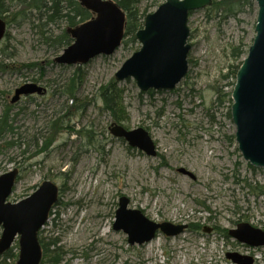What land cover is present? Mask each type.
I'll list each match as a JSON object with an SVG mask.
<instances>
[{"label":"rangeland","instance_id":"1","mask_svg":"<svg viewBox=\"0 0 264 264\" xmlns=\"http://www.w3.org/2000/svg\"><path fill=\"white\" fill-rule=\"evenodd\" d=\"M151 1L139 0V5ZM162 2L157 0L148 12ZM256 15V4L219 23L205 8L193 11L188 19V71L171 90L150 93L140 91L132 78L116 81L128 113L121 124L128 129L143 127L156 144V156L148 157L110 134L113 121L97 93L140 49L138 40L83 64L75 99L63 88L76 66L61 68L54 62L43 79L29 71L0 72V113L19 85L33 82L46 89L20 95L14 103L12 139L20 147H1L0 174L19 169L10 202L30 195L43 179L57 183L59 198L40 236L58 240L65 252L61 264H234L225 259L229 251L252 255L254 264H264V245L248 247L223 233L240 221L264 230V168L250 165L238 150L235 126L226 115L227 99L219 108L211 104L216 86L226 85L225 92L231 93L228 83L233 78L222 74L246 55L255 35ZM6 30L9 37L4 34L0 39V49L16 57L5 63L43 62L51 57L28 23L12 24ZM239 42L244 52L235 60L231 48ZM62 117L63 128L36 154L52 121ZM182 167L195 175L194 180L177 171ZM121 195L149 220L186 223L185 232L175 237L157 233L148 243L130 245L124 232L112 228ZM196 222L200 227L194 231L189 225ZM207 227L212 230L205 232ZM17 246L15 240L14 253ZM16 260L17 256L8 262Z\"/></svg>","mask_w":264,"mask_h":264},{"label":"water","instance_id":"2","mask_svg":"<svg viewBox=\"0 0 264 264\" xmlns=\"http://www.w3.org/2000/svg\"><path fill=\"white\" fill-rule=\"evenodd\" d=\"M82 6L91 10L93 16L66 30L71 43L63 48L54 62L66 66L88 63L98 56L113 54L122 44L125 31L124 12L113 0H79ZM255 35L246 55L235 73L230 98V119L235 128L234 139L243 159L255 168H264V0H255ZM212 0H164L153 11L145 14L142 28L134 37L140 49L125 59L116 70L118 81L132 78L140 91L171 90L184 78L188 71L189 12L203 9ZM6 22L0 17V39L3 38ZM46 89L33 82L19 85L11 102L20 95L44 93ZM109 132L123 139L127 146L140 150L148 157L156 156V144L150 134L141 126L134 129L111 122ZM180 174L194 180L195 175L185 168H178ZM18 168L0 174V258L15 240L18 255L15 264H40L42 248L39 231L45 226L59 198V187L55 181L43 179L30 195L15 202L8 201L12 195ZM112 228L127 235V242L143 245L150 242L157 233L175 237L185 232L187 224H172L168 221L149 220L142 210L130 207V199L121 195ZM212 228L207 227L205 232ZM228 236L248 247L264 245V230L240 221L228 229ZM225 258L234 264H254L250 255L229 251Z\"/></svg>","mask_w":264,"mask_h":264},{"label":"trees","instance_id":"3","mask_svg":"<svg viewBox=\"0 0 264 264\" xmlns=\"http://www.w3.org/2000/svg\"><path fill=\"white\" fill-rule=\"evenodd\" d=\"M113 1L124 12L125 31L122 45L126 46L129 43H134L137 40L134 37L135 32L142 28L145 14L148 13L151 7L157 5V0H152L149 5L145 4L143 7L139 5V0ZM254 5L255 0H212V4L205 9L208 15L213 19L216 18L219 23L228 20L230 17L236 18L241 12H243V10L253 8ZM191 13L192 12H189L190 15ZM92 15V11L84 8L79 0H0V17L5 20L6 29L12 24L21 26L28 23L34 32L37 31L41 42L47 47V53L51 56L48 60H44L43 62L27 61L25 63H15L10 61L5 63L7 58H14L16 57V54H14V52H7V50L2 47L0 49V72L4 73L10 71L11 73H17L21 71H29L39 74V79H43L46 76L49 65H55L53 61L54 56L72 42L70 33H68L66 29L89 20ZM5 37H9L7 30L5 31ZM242 44V42H239V45L231 48V55L235 60H240L243 55L244 49ZM241 62L242 60L237 64L231 63L229 68L226 69L227 71L225 74H222L223 78H233L232 83H228L231 87L234 84L236 78L235 73ZM82 65L83 64L76 65L73 75L66 81L63 88L64 94L68 95L71 99H75L74 92L77 89V82H80L83 77ZM64 66L66 67V65L59 64V67L61 68ZM32 80H34V78H32ZM116 81L118 80H111L110 83L101 86L97 93L98 98L103 105V110L110 114L113 122L121 124L122 122L127 121L128 113L126 112L125 103H123V92L118 86L119 81ZM224 86L226 85L215 87L214 98L211 104L216 108H219L227 99L229 105L227 107L228 110L226 115L230 117V105L232 103V99L230 98L231 93H226ZM149 92L152 93L153 91L149 90ZM14 105L15 104L10 101L2 106L0 113V141L2 144L0 145V149L1 147H5V149H10L15 146L20 147V143L12 139L15 132L13 126L14 119L12 117ZM63 119V117L62 119L56 118L52 121L51 126L49 127L50 132L48 137H42L43 141L41 147L39 146L38 140L35 142L36 146H39V151L36 154L41 153L44 148L51 144L52 135L63 128ZM73 131L76 133L79 132V130L75 129ZM85 133L86 137L91 139V136L89 135L91 132L86 131ZM19 178L20 176L18 175L17 181ZM59 191L61 190L59 189ZM52 209L49 214L52 212ZM189 227L196 231L199 229L198 227H200V225L196 222L189 225ZM223 233L227 236L228 231L223 230ZM38 236L42 248V260L40 264H61V262L64 261L65 252L62 250L61 245L58 244V240L49 239L45 241V239L40 236V231ZM17 254L18 253L13 252L11 246L10 249L0 258V264H10L8 262L9 259L14 260Z\"/></svg>","mask_w":264,"mask_h":264},{"label":"flooded vegetation","instance_id":"4","mask_svg":"<svg viewBox=\"0 0 264 264\" xmlns=\"http://www.w3.org/2000/svg\"><path fill=\"white\" fill-rule=\"evenodd\" d=\"M122 45V44H121ZM253 257V256H252ZM226 259V258H225ZM228 260V259H227ZM254 262H255V258H254Z\"/></svg>","mask_w":264,"mask_h":264}]
</instances>
